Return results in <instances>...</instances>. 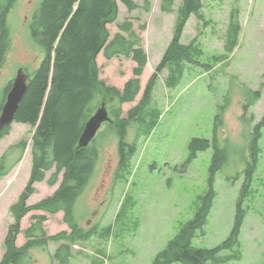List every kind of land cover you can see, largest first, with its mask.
I'll list each match as a JSON object with an SVG mask.
<instances>
[{
  "label": "rangeland",
  "instance_id": "rangeland-1",
  "mask_svg": "<svg viewBox=\"0 0 264 264\" xmlns=\"http://www.w3.org/2000/svg\"><path fill=\"white\" fill-rule=\"evenodd\" d=\"M134 1L139 7L131 12L118 1L116 20L107 24L111 39L119 31V23L132 19L147 55L139 76L140 91L133 101L122 104L121 117H126L142 97L170 42L182 0H176L173 13L162 12L159 0H150L149 11L142 8V0ZM4 2L0 0V6ZM40 2L13 0L8 9L10 43L0 64V106L16 69L25 67L32 75L46 56L43 47L32 41L29 29L27 32ZM233 14L241 31L232 53L223 56ZM192 38H196L201 56L197 62L185 63L181 76L172 81L171 66L158 73L151 100L140 118L127 126L126 142L135 145V152L123 166L119 165L117 137L104 135L106 122L98 130V162L75 202L76 214L82 216L80 225L88 234L72 244L71 264H152L154 256L199 211L208 189L215 151L211 144L188 161L189 143L194 137L210 141L215 138L221 157H217L220 166L215 172V196L205 224L195 231L192 245L210 249L225 241L231 234L239 201L245 216L232 245L204 264H264V124L257 145L252 142L253 128L264 115V0H203L201 10L189 17L181 42L186 44ZM54 55L51 51L49 75ZM96 63L100 79L120 90L134 77L136 63L130 58L107 59L101 51ZM250 91H259L260 98L244 107ZM36 124L14 120L0 139V157L10 145L26 141L20 161L0 177V261L14 223L10 207L29 176ZM18 154L15 150L9 160ZM50 174L47 172L46 179ZM46 179L35 184L36 191L27 204L52 195L62 173L55 185L47 184ZM39 214L47 217L41 225L46 236L69 231L62 212L30 211L21 219L20 232L14 237L17 246L27 240L25 229L36 221L32 215ZM57 246L49 241L32 247L25 264H54L52 254Z\"/></svg>",
  "mask_w": 264,
  "mask_h": 264
},
{
  "label": "trees",
  "instance_id": "trees-1",
  "mask_svg": "<svg viewBox=\"0 0 264 264\" xmlns=\"http://www.w3.org/2000/svg\"><path fill=\"white\" fill-rule=\"evenodd\" d=\"M118 1L129 12L139 7L134 0H42L39 4L37 13L41 14V23L33 25L29 36L43 46L46 56L33 71L14 118L15 121H25L32 125L37 122L31 138L30 172L23 190L10 207L14 223L11 224L5 240V252L0 264H25L32 247L46 245L49 241L58 243L52 254L53 263L71 264L72 244L88 234L80 225L82 216L76 214L75 202L92 177L99 158L98 137L95 136L86 147L77 146L84 124L104 101L111 117V121L106 122L104 135L117 137L119 165L123 166L135 152V145L126 142L127 126L140 118L142 110L151 100L158 73L171 66L172 81L181 76L185 63L197 62L201 56L196 38L186 44L181 42V38L189 17L201 10L203 0H182L176 10L170 42L151 74L142 97L136 106L127 111L126 117H121L122 104L133 101L140 91L139 76L147 64V55L142 47L141 37L133 29L132 19L119 23V31L109 39L107 24L116 20ZM142 2V8L149 11L150 0ZM12 3L13 0H5L0 10V64L9 49L10 28L6 23V16ZM174 5L175 0H159V9L164 13H173ZM65 22L67 23L63 26ZM240 31L238 18L233 14L226 32L223 56L232 53ZM51 51L55 55L49 75ZM101 51L107 59L123 56L136 63L133 68L134 77L126 81L121 90L100 79L96 57ZM10 87L11 82L7 91ZM247 94L250 95L249 102L244 107L252 105L260 98L259 91H250ZM263 124L264 115L253 128V145H257ZM9 128L10 125H7L0 130V139L8 133ZM217 142L215 138L212 141L199 137L191 139L188 161L195 158L199 150H205L211 144L214 148L215 158L210 168L208 189L199 211L154 256L152 264H204L220 250L232 245L233 237L237 235L245 216L239 201L236 204L231 234L225 241L210 249L192 245L195 231L205 224L215 196V172L220 166V159L217 157L221 151ZM25 148L26 141L23 139L7 148L0 157V177L6 176L20 161ZM15 150L19 151L18 156L9 160L10 154ZM49 171L51 174L46 179ZM60 173L62 180L52 195L34 204H27L29 197L36 191V183L46 179L47 184L55 185ZM35 210L49 214L62 212L63 221L68 225L69 231L63 230L46 236L41 226L47 218L46 215H32L36 221L25 229L24 236L27 240L17 246L14 237L20 232V221L28 212Z\"/></svg>",
  "mask_w": 264,
  "mask_h": 264
},
{
  "label": "water",
  "instance_id": "water-1",
  "mask_svg": "<svg viewBox=\"0 0 264 264\" xmlns=\"http://www.w3.org/2000/svg\"><path fill=\"white\" fill-rule=\"evenodd\" d=\"M27 89V75L25 74L23 68L20 67L12 80L11 87L6 94L5 101L0 110V130L14 122L15 114ZM108 121H111V117L108 114L105 102L102 101L93 115L84 124L77 146H88L97 135V132L102 124Z\"/></svg>",
  "mask_w": 264,
  "mask_h": 264
},
{
  "label": "flooded vegetation",
  "instance_id": "flooded-vegetation-1",
  "mask_svg": "<svg viewBox=\"0 0 264 264\" xmlns=\"http://www.w3.org/2000/svg\"><path fill=\"white\" fill-rule=\"evenodd\" d=\"M1 7V6H0ZM1 10V9H0ZM40 16H41V14H39V13H37V12H35L32 16H31V18H30V22H29V26H28V28H27V32H28V29H29V32L31 31V29L33 30V25H35V24H37L38 23V25L41 23V19H40ZM32 41H34L37 45H38V47H40L41 48V46L36 42V40L35 39H32ZM43 47V46H42ZM42 50H43V54L44 55H46V52H45V49L44 48H41ZM45 57V56H44ZM44 57H43V59H44ZM43 59L40 61V63L43 61ZM40 63H39V65H40ZM38 65V66H39ZM20 68V67H19ZM18 69V68H17ZM16 69V70H17ZM23 70H24V72H25V74L27 75V82L29 81V79L31 78V73L28 71V70H26L25 69V67H23ZM17 72V71H16ZM16 74V73H15ZM15 76V75H14ZM12 80H13V78H12ZM12 80H11V84H12ZM10 89V88H9ZM9 91V90H8ZM7 91V92H8Z\"/></svg>",
  "mask_w": 264,
  "mask_h": 264
},
{
  "label": "crops",
  "instance_id": "crops-1",
  "mask_svg": "<svg viewBox=\"0 0 264 264\" xmlns=\"http://www.w3.org/2000/svg\"><path fill=\"white\" fill-rule=\"evenodd\" d=\"M175 2H176V0H175Z\"/></svg>",
  "mask_w": 264,
  "mask_h": 264
}]
</instances>
